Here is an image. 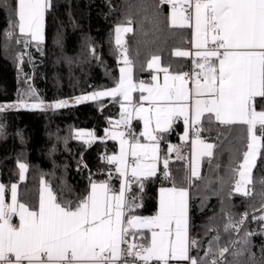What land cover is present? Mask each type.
<instances>
[{"label": "trees", "instance_id": "obj_1", "mask_svg": "<svg viewBox=\"0 0 264 264\" xmlns=\"http://www.w3.org/2000/svg\"><path fill=\"white\" fill-rule=\"evenodd\" d=\"M15 3L0 0L2 103H16L18 95L30 86L44 102L115 86L122 63L115 28L129 19L133 31L126 34L124 44L136 81H152L154 70L148 63L153 56H159L174 72L187 71L193 64L192 57L174 55L175 50L190 48L191 31L171 27L170 9L159 0H51L39 46L36 42L27 46L18 42L24 39L18 29L13 38L5 36L15 19ZM21 54L22 62L18 60ZM117 99L125 103L122 97ZM253 103L255 110H264V98L256 97ZM121 111L120 102L104 97L56 110L19 108L0 113V182L6 195L17 183L19 200L37 209L43 183L58 201H71L73 206L88 196L90 181L108 182L118 192L121 178L117 165L104 160L113 156L118 146L115 140L105 138V130L121 119ZM201 123L199 136L214 147L212 156L202 159L199 178L191 177L189 159L168 161L170 179L163 175L162 160L169 156V143L180 140L183 129L178 118L167 133L159 134L163 136L159 141L162 160L156 175L143 181V190L133 183L127 193L129 199L136 197L138 205L131 215L156 214L160 187L172 186L173 182L178 187L188 186L189 236L197 241L190 255L207 263L226 248L223 264H264V240L255 230L258 221L251 217L238 234L233 227L226 229L230 223L237 224L244 212L257 211L264 204V147L253 167L248 194L237 192L239 175L234 169L243 162L242 154L247 150L246 126L229 128L205 118ZM81 130L93 132L97 139L86 144L85 138L76 137ZM132 132L137 138L143 137L136 118ZM21 163L27 166L24 180L20 178ZM130 230L148 245V230Z\"/></svg>", "mask_w": 264, "mask_h": 264}, {"label": "snow or ice", "instance_id": "obj_2", "mask_svg": "<svg viewBox=\"0 0 264 264\" xmlns=\"http://www.w3.org/2000/svg\"><path fill=\"white\" fill-rule=\"evenodd\" d=\"M159 3L171 6V27H194L191 43L196 51L174 52L178 57L194 55V65L201 70L195 73L194 88L186 87L192 78L189 73L168 76V68L163 69L166 75L162 88L145 89L143 82L139 85L133 83L132 62L122 41V34L133 31L132 21L129 19L127 26L117 25L116 44L124 66L119 69L121 75L115 87L75 97L72 103L99 101L104 97L121 103V119L116 125H124L127 132L105 130V137L119 140L120 144L119 155L107 157L109 163L117 164L116 172L121 178L119 191L112 189L108 182L90 181L88 196L73 206L71 201H58L57 196L48 190L47 199L43 192L41 194L38 211H30L17 201L15 184L10 189L12 202L6 204L5 186L0 184V264H136L137 261L150 264L153 260L157 264H169L170 261L205 264L190 255L197 241L189 236V193L186 188L177 187L175 182L171 188L161 187L159 208L152 217L131 215L138 205L136 197L129 199L127 193L133 183L143 190V181L156 175L158 144L163 138L157 133H167L180 117L185 124L182 139L188 137L189 131L194 132V153L196 145L201 144L200 154L209 157L214 145L199 139L197 126L202 118L229 128L246 126L247 150L242 154L243 162L234 169L239 175L235 190L240 192L242 185L249 182L251 170L264 147V110L258 112L253 106L256 97L264 98V0H159ZM50 7L51 0H16L15 19L10 22L5 36L13 38L18 29L19 35L24 37L18 42L25 46L36 42L39 46L44 38L45 13ZM209 33H212L210 40ZM22 59L23 54L18 57L21 62ZM159 59V56H153L148 67L158 66ZM155 79L157 77L153 76ZM169 79L173 84L169 85ZM137 88L148 92V96L141 95L140 100L149 101L150 107L140 104L130 111L117 98L122 97L124 102L132 104L131 93ZM202 96L206 98L201 99ZM69 103L68 100H58L46 104L30 86L18 95L16 103L0 104V113L19 108L56 110ZM205 113L208 114L206 117ZM133 118L143 120L140 135L150 143L141 144L134 135L130 127ZM126 135L133 141L130 145L131 162L128 161ZM76 137L89 138L84 140L86 144L97 139L93 132L84 131H78ZM173 150L170 146L169 151ZM163 163V175L170 179L168 160ZM19 168L23 179L27 166L21 163ZM191 176L199 178L195 163ZM188 179L190 184L191 178ZM15 215L19 216V224L12 223ZM246 216L237 224L230 223L226 229L238 230ZM254 218L264 221V215ZM129 228L148 229L151 232L150 245L128 244ZM122 244L127 247L122 248ZM226 251V248L221 249L219 255L223 256ZM211 264H217V261L212 260Z\"/></svg>", "mask_w": 264, "mask_h": 264}, {"label": "crops", "instance_id": "obj_3", "mask_svg": "<svg viewBox=\"0 0 264 264\" xmlns=\"http://www.w3.org/2000/svg\"><path fill=\"white\" fill-rule=\"evenodd\" d=\"M45 15H46V13H45ZM170 15H171V10H170ZM193 23H194V21H193ZM44 27H45V20H44ZM190 31H191V41H192V34H193V31H194V27H187ZM43 37H44V31H43ZM210 38H211V34L209 33V40H210ZM178 50H181V51H189L190 53H194L195 51H196V49L193 47V45H192V43H191V46H190V48L189 49H186V50H183V49H178ZM175 51H177V50H175ZM189 57H192V59H193V61H194V59H195V57H194V55H191V56H189ZM123 61V60H122ZM218 63V62H217ZM193 65H194V62H193ZM164 68H167V67H165L162 63H161V60L159 59V64H158V66H155V67H153V70H154V74H153V76H156L157 77V79H155V80H153V77H152V81H150V82H143V85H144V88L145 89H148V88H154V87H163L164 86V83H165V72L163 71V69ZM194 69H195V72L197 73V72H200L201 70L199 69V68H196L195 67V65H194ZM181 73H186V71H180V72H174V71H171V70H169L168 69V73H167V75L168 76H172V75H177V74H181ZM168 83H169V85H171V84H173V81L171 80V79H169L168 80ZM178 83V82H177ZM201 83H203V79L201 80ZM140 83H138L137 85H139ZM186 87L188 88V89H193L194 88V83H190L189 81H188V83H187V85H186ZM135 91H139L138 93H136V94H134V98H133V106L132 107H129V110L130 111H134V106H136V105H140V104H142L143 105V107H145V108H148V107H150V104H149V101H147V100H145V101H141L140 100V97H141V95H143V96H148V92L147 91H144V92H141L140 90H139V88H137V90H135ZM206 97H204V96H202L201 97V99H205ZM253 106H254V103H253ZM257 111V110H256ZM259 112V111H258ZM205 114H207V113H205ZM135 118H133V120H134ZM137 120H139V122L141 123V126H142V131H143V120H141V119H139V118H136ZM178 119V118H177ZM176 119V120H177ZM180 119L183 121V129H182V132L180 133V140H184V141H187V142H189L190 143V147H191V152H190V175H191V168H192V165H193V163H195V165H196V168H197V171H198V174L200 175V172H201V164H202V159H203V157L204 156H206V155H201L200 153H201V151H202V146H201V144H197L196 145V151H195V153H194V151H193V144H192V141H193V139H196V136H192V134H191V131H189V135H188V137L186 138V139H182L183 137H184V133H185V124H184V120H183V118L182 117H180ZM202 120H203V118H202ZM202 120H201V122H202ZM175 122V121H174ZM173 122V123H174ZM155 126V124H154V122H153V127ZM172 126H173V124H172ZM117 132V131H116ZM157 135H159V133H157ZM106 139H108L107 137H105ZM109 139H111V138H109ZM138 139L140 140V139H145L144 137H142V138H139L138 137ZM199 139L203 142V143H205V144H212L211 142H209V141H207V140H205V139H203V138H201L200 136H199ZM116 142L118 141V140H115ZM133 141L131 140V138H130V141H129V151L131 150V148H130V145H131V143H132ZM213 145V144H212ZM117 146H118V142H117ZM160 151V153H161V144H160V142H159V144H158V152ZM212 152H213V149H212ZM132 157L129 155L128 156V161L130 162V159H131ZM159 164V163H158ZM117 165V164H116ZM159 167H160V164H159ZM159 167H158V169H159ZM158 171V170H157ZM25 177H26V172H25V175H24V178L23 179H21V180H24L25 179ZM192 177V176H191ZM100 183V182H99ZM0 184H2L1 182H0ZM16 186H17V201L20 203V204H24L30 211H38V209H39V206H38V208L37 209H32V208H30L26 203H24V202H21L20 200H19V198H18V190H19V185L17 184V183H14ZM13 185V184H12ZM173 186V185H172ZM172 186H162V187H165V188H171ZM178 187V186H177ZM161 188V187H160ZM160 188H159V190H160ZM184 188H186L187 190H188V193H189V197H188V202H189V205H190V190H189V187L188 186H184ZM10 189H11V187H10ZM9 189V192H8V195H6V192L4 191V200H5V203L6 204H11V190ZM48 187L46 186V184L45 183H43L42 184V187H41V194H42V192H43V195H44V197H45V199H47V193H48ZM158 190V194H159V196H160V191ZM41 194H40V197H41ZM40 203V202H39ZM158 208H159V200H158ZM12 223L13 224H19V216L18 215H15L14 217H13V219H12ZM154 261V260H153ZM154 262H156V261H154Z\"/></svg>", "mask_w": 264, "mask_h": 264}, {"label": "built area", "instance_id": "obj_4", "mask_svg": "<svg viewBox=\"0 0 264 264\" xmlns=\"http://www.w3.org/2000/svg\"><path fill=\"white\" fill-rule=\"evenodd\" d=\"M162 5H167L169 7V9L171 10V6L168 5V4H164V3H160ZM185 7H187V5H185ZM212 35V33H210ZM223 51V50H221ZM186 73H189L190 76L192 77L191 79H189L188 81L190 83H194V80L196 79V76H195V69H194V65L191 64V66L189 67V69L186 71ZM200 80L203 79V77H199ZM120 127L125 131L127 132V129L125 128L124 125H120ZM131 130L133 129V119L131 121ZM199 129L202 128V123H200L198 126H197ZM191 134L192 136H195V133L191 131ZM172 147L174 150L173 151H169V156L167 158L168 161H173V160H185V159H189L190 161V152H191V147H190V143L187 142V141H184V140H175V141H171L169 143V147ZM133 158L130 159V162L132 161ZM104 160H107V158H104ZM247 214L246 216V219L244 220V223L250 219L251 217H253V220L255 221H258V225L256 226L255 230L261 235V237L263 238L264 240V221H261L259 219H255L254 217H259L261 215H264V204L260 207L259 210L257 211H254V212H244L242 214V217ZM241 217V218H242ZM241 220V219H240ZM244 223L242 225L239 226V229L237 230L235 228V232L236 234L240 233L241 229H242V226L244 225ZM127 239V242L128 244H143L146 246L145 242L142 241V239L138 236H133L132 235V232L129 228V235L126 237ZM235 243L238 241V238L236 237L235 238ZM122 248H125L127 247V245L125 244H122L121 245ZM220 252V251H219ZM225 253L224 252V255L223 256H220L219 253L213 257H211V259L205 263V264H211L212 260H216L217 261V264H223L224 263V260H225ZM131 259V258H129ZM136 264H142V262H139L137 261ZM150 264H157V262H154V261H151ZM186 264V262H185Z\"/></svg>", "mask_w": 264, "mask_h": 264}, {"label": "rangeland", "instance_id": "obj_5", "mask_svg": "<svg viewBox=\"0 0 264 264\" xmlns=\"http://www.w3.org/2000/svg\"><path fill=\"white\" fill-rule=\"evenodd\" d=\"M121 25H125V26H127V24H121ZM126 34L127 33H125V34H122V41L125 43V38H126ZM122 58V57H121ZM124 65H123V61H122V63H121V66H120V68L121 67H123ZM130 67H131V78H132V81H133V83H135V84H138V83H141L142 81H136V79L134 78V72H133V66H132V64L130 65ZM120 75H121V73H120ZM113 87H115V86H112V87H108V88H105V89H110V88H113ZM100 90H104V89H100ZM100 90H93V91H89V92H87V93H83V94H81V95H78V96H82V95H87V94H91V93H93V92H95V91H100ZM134 94H135V91H133L132 93H131V96H132V102H133V98H134ZM78 96H75V97H78ZM75 97H73V98H69V99H64V100H68L70 103H69V105L70 104H75V103H72V101H73V99L75 98ZM123 99V98H122ZM55 102V101H54ZM54 102H45L46 104H48V103H54ZM86 102V101H85ZM0 104H9V103H2V102H0ZM125 104H126V106L129 108V107H132L133 106V103L132 104H128L127 102H125ZM82 131V130H81ZM109 131H117V132H120V131H124L121 127H120V125H116V123L109 129ZM84 132H86V131H84ZM125 132V131H124ZM85 139H88L87 137H84ZM125 138L128 140V142L130 141V136H125ZM140 141V143L141 144H147V143H150V141H148V140H146V139H140L139 140ZM118 142V149H117V152L114 154V155H119V153H120V144H119V140L117 141ZM126 148H128V150H129V143H128V145H126ZM130 152H131V150L129 151V155L131 156V154H130ZM158 154V157H159V159H158V162H157V170H158V167H159V164H160V160H162V158H161V153H160V151L157 153ZM162 161H164V159L162 160ZM159 163V164H158ZM252 170H253V168H252ZM252 170H251V173H250V178H249V182L248 183H246V184H243L242 185V188H241V191H240V193H245V192H247L248 191V184L250 183V181H251V174H252ZM130 171V170H129ZM26 172V171H25ZM24 175H25V173H24ZM46 186L48 187V189L49 190H51L50 189V187L46 184ZM156 214H154V215H152V216H155ZM188 215H189V213H188ZM136 216H139V217H152V216H141V215H136ZM133 229H135V230H148V229H137V228H133ZM149 231V230H148ZM150 243H151V232L149 231V241H148V245H150ZM147 246V245H146ZM169 264H171L170 262H169Z\"/></svg>", "mask_w": 264, "mask_h": 264}, {"label": "bare ground", "instance_id": "obj_6", "mask_svg": "<svg viewBox=\"0 0 264 264\" xmlns=\"http://www.w3.org/2000/svg\"><path fill=\"white\" fill-rule=\"evenodd\" d=\"M241 217H242V215H241ZM241 217H240V219H241Z\"/></svg>", "mask_w": 264, "mask_h": 264}]
</instances>
